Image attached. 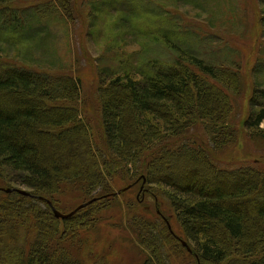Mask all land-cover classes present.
I'll return each mask as SVG.
<instances>
[{"label":"trees","instance_id":"1","mask_svg":"<svg viewBox=\"0 0 264 264\" xmlns=\"http://www.w3.org/2000/svg\"><path fill=\"white\" fill-rule=\"evenodd\" d=\"M13 1L0 0V43L23 48L29 19H48L38 7L43 4L23 9L12 7ZM102 1L94 8L117 16L112 25L117 34L146 47L161 45L168 60L148 57L147 50L130 69L101 72L106 153L97 148L76 105L82 94L78 79L0 60V178L15 173L17 185L51 200L64 186L83 187L89 200L102 197L61 219L43 200L0 192V264H86L56 241L66 240L79 225L90 226L80 218L98 214L118 194L112 182L120 174L130 181L140 178L133 187L142 182L149 189L144 195L166 203L184 237L175 234L194 245L189 244L196 264H264V171L250 162L228 167L210 154L211 147L238 140L228 123L233 109L225 91L232 90L228 70L206 61L198 44L193 51L183 30L165 31L147 3L138 8L140 1L125 0L127 9L118 10L115 0ZM235 75L239 79L230 73L237 80ZM262 80L249 100L244 127L264 138V74ZM164 218L158 210L151 219L136 213L128 218L150 252L142 264H174L170 248L186 251Z\"/></svg>","mask_w":264,"mask_h":264},{"label":"rangeland","instance_id":"2","mask_svg":"<svg viewBox=\"0 0 264 264\" xmlns=\"http://www.w3.org/2000/svg\"><path fill=\"white\" fill-rule=\"evenodd\" d=\"M130 1H140L138 8L147 3L151 15H160L165 31L171 27L183 30L193 51L196 52L198 44L199 54L206 61L219 69L228 70L227 78L232 81V90L225 88V91L233 107L228 123L237 130L238 140L221 149L215 150L211 147L210 154L219 164L228 167L250 162L264 171V138L251 136V130H248L246 125L244 127V121L251 110L249 100L263 81L264 0ZM102 2L104 1L14 0L11 6L23 9L43 4L38 7L48 20L41 22L31 17V24H27L25 46L13 48L0 43V60L21 63L26 69H42L78 79L82 94L76 105L83 121L90 126L97 148L106 153L101 104L98 98L101 72L104 69H130L140 62L141 55L147 50L148 57L164 60L168 58L161 45L146 47L140 40L117 34L112 26L117 16L110 17L107 13H98L95 10ZM113 4V8L118 10H126L129 5L125 0H115ZM102 9L113 13L108 6L102 5ZM116 37L122 38L116 40ZM23 59L28 60V63ZM231 72L236 73L239 79L236 75L237 80L230 77ZM207 78L216 83L211 76ZM262 127L264 128V124ZM197 132L198 141L201 142L202 131ZM206 143L208 144L207 139ZM114 173L116 174V171ZM14 179L15 173L5 172L3 178H0V192H5L2 188L7 187L30 191L25 186L17 185ZM139 179L130 181L120 174L112 182L113 192L120 193L108 198L106 203L98 208V214H94L95 216H90L88 212L80 218L83 224L90 225L88 228L79 225L75 233L69 235L66 240H57L56 245L63 244L74 257L86 264H94L99 260L107 264H142L146 257L150 256V252L140 243L134 228L129 225L128 218L136 213L151 219L155 217L157 210L164 213L173 231L184 237L173 212L161 198L154 199L144 195L143 190L149 189L143 187L142 182L133 187ZM98 194L100 191L91 196ZM52 198L56 202L53 205L56 204V209L64 214L70 213L90 199L81 186H64L61 192ZM130 205L133 209L129 215ZM63 230L67 231L64 228ZM190 245L194 247L192 243ZM185 249L184 254H181L176 248H170L174 264H196L194 252L189 255L190 252L186 247ZM0 261L3 263L2 257Z\"/></svg>","mask_w":264,"mask_h":264},{"label":"water","instance_id":"3","mask_svg":"<svg viewBox=\"0 0 264 264\" xmlns=\"http://www.w3.org/2000/svg\"><path fill=\"white\" fill-rule=\"evenodd\" d=\"M2 189H3V191L8 192V193L17 192V193H19L21 195H24V196H28V197H32V198H38L40 200L45 201L51 207V209L53 210L55 216L58 217V218H61V219H66V218H69V217L75 215L79 210H81V209L85 208L86 206L92 204L93 202L97 201L99 198H102V197H94L93 199L89 200L88 202H85L83 204H80L77 208H75L70 213L64 214L61 211H59V210L56 209V207L53 205V202L50 199H48V198H46L44 196L35 195L31 191L26 190V189H22V188H15V187H11L10 188V187H7V188H2ZM106 196L107 195H105L103 197H106ZM164 219L166 220V218H164ZM166 222H167V225H168V228H169L170 232L173 235H175L177 237V239H179V241L182 243V245L184 247H186L187 250L190 253H192V249L190 248L189 244L184 239L180 238L179 236H177L175 234V232L173 231L172 225L170 224V222L168 221V219L166 220Z\"/></svg>","mask_w":264,"mask_h":264},{"label":"bare ground","instance_id":"4","mask_svg":"<svg viewBox=\"0 0 264 264\" xmlns=\"http://www.w3.org/2000/svg\"><path fill=\"white\" fill-rule=\"evenodd\" d=\"M119 193H120V192H119ZM119 193H118V194H119Z\"/></svg>","mask_w":264,"mask_h":264}]
</instances>
